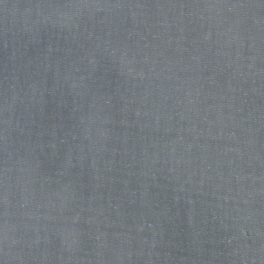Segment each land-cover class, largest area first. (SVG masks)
Wrapping results in <instances>:
<instances>
[{
    "label": "water",
    "instance_id": "95a60500",
    "mask_svg": "<svg viewBox=\"0 0 264 264\" xmlns=\"http://www.w3.org/2000/svg\"><path fill=\"white\" fill-rule=\"evenodd\" d=\"M0 264H264V0H0Z\"/></svg>",
    "mask_w": 264,
    "mask_h": 264
}]
</instances>
